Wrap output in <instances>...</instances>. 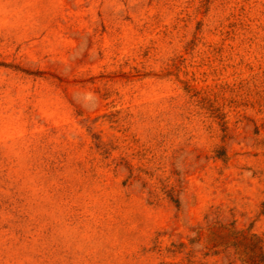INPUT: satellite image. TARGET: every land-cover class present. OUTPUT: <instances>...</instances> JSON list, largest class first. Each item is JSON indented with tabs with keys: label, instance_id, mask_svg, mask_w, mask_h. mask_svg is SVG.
<instances>
[{
	"label": "rangeland",
	"instance_id": "374dc122",
	"mask_svg": "<svg viewBox=\"0 0 264 264\" xmlns=\"http://www.w3.org/2000/svg\"><path fill=\"white\" fill-rule=\"evenodd\" d=\"M0 264H264V0H0Z\"/></svg>",
	"mask_w": 264,
	"mask_h": 264
}]
</instances>
